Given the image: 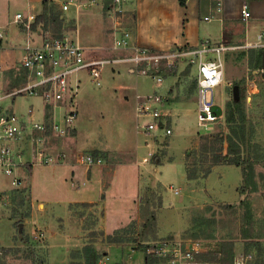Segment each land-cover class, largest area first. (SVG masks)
<instances>
[{
  "label": "rangeland",
  "instance_id": "rangeland-1",
  "mask_svg": "<svg viewBox=\"0 0 264 264\" xmlns=\"http://www.w3.org/2000/svg\"><path fill=\"white\" fill-rule=\"evenodd\" d=\"M53 6L54 12L62 14L58 5L53 3ZM21 11L27 12L21 10V6H10L7 19ZM83 11L79 14V34L88 56L115 58L128 55L113 50L106 53L107 50L102 47L114 42V35L106 40L110 43H102L91 22L83 19ZM107 12L114 32L111 12L110 15ZM68 14L72 19L75 17L73 9ZM126 14L123 23L130 28L133 18ZM68 20L65 21L66 25H72V21ZM62 24L63 21L52 22L46 31L59 34ZM4 26L5 35L0 39V63L5 71L0 78V88L12 91L24 81V73L18 70L22 48L11 42L7 44L5 40L10 35L14 37L26 30L21 23L15 25L11 22ZM16 28L18 31L14 34ZM260 49L233 47L226 51L223 56L224 82L213 94L214 101L222 108V119L207 128L198 121L196 93L189 96L185 94V88L196 78V67H191L188 76L184 75L189 68L187 60H177L175 76L165 78L168 73H162L165 79L161 83H157L152 75L131 73L129 66L132 65L133 70L136 68L128 62L107 64L102 72L101 87H97L85 71L80 72L76 127L65 137L53 136L49 140V153L56 161L52 159L51 165L37 166L33 171L29 170L30 167H23L24 176L19 187L12 186L9 177L2 175L0 178V264H112L111 256L104 254L101 243L97 245H101V249L85 244L80 248H71L68 253L60 246L51 250L49 233L51 230L59 233V223L53 228L50 222L44 223L37 216L40 202L48 205L54 199L67 206L76 201L75 197H79L77 191L87 186L86 179L79 181L72 177L71 167L79 153L101 155L106 159L107 170L111 171L113 178L111 191L105 190L103 193L111 202L124 198V209L126 211L129 208L131 215L130 222L113 233L106 235L105 230L102 231L96 225L98 228L90 236L98 237L102 243H106L108 237L112 243H115L112 240L116 237L124 238L121 244L131 247L126 253L127 256L130 254L129 261H134V252L144 256L137 247L141 242L151 246L162 240L183 238L204 241L209 245L208 252L219 251L223 244L232 243L234 258L252 254L249 264H264V165L254 166L252 179L245 178L240 168L225 164L212 168L211 179L208 181V176L205 177L206 184H203L204 181L195 182L205 178L190 180L188 177V170L200 167L198 159L203 144L208 140L210 144L218 146L215 143L216 136L227 132L224 113L227 103L233 100L235 85L238 83L240 91L247 96L252 81L260 83L262 90L264 71L253 68L250 55L254 53L248 54L250 50L257 52ZM171 86L172 91L169 93ZM153 93L164 97L166 111L173 113V119L170 121L168 118L167 122V127L172 130L171 135H167L164 128H159L149 136L138 132L137 126L148 120L137 118L136 96ZM208 97L211 98V93ZM176 98L179 102L174 103L172 100ZM258 102V99L255 103L254 99H249L248 110L250 107L255 108ZM31 104L41 105L39 100L23 96L4 101V106L17 115L26 114ZM254 119L257 124L251 143L253 156L258 144L264 147V112L255 113ZM217 153L216 150L210 151L205 168L213 164ZM73 181L77 183L75 187L71 186ZM176 190L180 194H176ZM56 192L59 196H54ZM97 199L100 203V196ZM71 208L74 214L83 212L86 215L89 212L76 206V203ZM55 210L58 216L61 215L62 211L58 207L55 206ZM147 212H154L156 216L153 229L145 231L146 235H153V238L141 235L144 214ZM33 213L35 216H32ZM96 215L98 219H103L104 211L99 209ZM92 225L95 224L92 222ZM123 228L126 231H120Z\"/></svg>",
  "mask_w": 264,
  "mask_h": 264
},
{
  "label": "built area",
  "instance_id": "built-area-1",
  "mask_svg": "<svg viewBox=\"0 0 264 264\" xmlns=\"http://www.w3.org/2000/svg\"><path fill=\"white\" fill-rule=\"evenodd\" d=\"M125 0H113L111 18L114 21L113 49L130 50L126 56L109 58L88 56L78 39L77 16L82 10L98 5V0H65L60 2L63 12L74 10L76 14L75 27L64 28L59 34L46 32L40 42L32 37L33 24L36 15L33 13H17L12 24H23L27 32V42L22 47L19 68L24 73L23 83L12 91L0 88V178L9 177L12 186L19 187L22 183L20 172L27 166L35 169L37 166H48L52 159L49 153L51 137H65L75 127L79 117L78 98L81 79L78 74L85 71L91 81L102 86V72L107 64L128 62L136 68L134 73L152 75L157 83L164 79L160 70L173 69L179 59H186L192 67H196L198 80L197 117L200 124L208 125L219 120L221 106L214 101V91L224 82L223 53L233 48L223 44L212 45L205 41L200 47L188 50L155 51L133 43L132 34L123 23ZM221 2L217 8H221ZM251 18L249 3L244 0L241 7V19L247 22ZM209 21V17L204 18ZM5 27H0V39L5 35ZM255 46L264 47V30L258 29ZM252 45V44H251ZM236 48V47H235ZM208 54L215 55L209 58ZM5 70L0 64V78ZM259 83L252 81V96ZM211 93V98L208 94ZM18 96L35 98L40 101V107L31 104L26 114L17 115L4 106L7 99ZM164 97L157 93L147 96L138 95L135 103L137 118L148 122L138 125V132L146 136L154 134L159 128H164L167 135L172 134L167 127L168 118L172 113L166 111ZM39 116V117H38ZM222 119V118H221ZM166 124V126H165ZM76 165L90 170L103 169L105 159L101 155L81 154L75 157ZM77 183L73 181L72 187ZM176 194H180L176 190ZM4 197V196H3ZM4 200L6 197L3 198ZM2 199L0 198V203ZM209 245L202 240L167 239L153 243L148 254L157 261L154 264H196V255L208 252ZM252 254L236 256L233 264H248Z\"/></svg>",
  "mask_w": 264,
  "mask_h": 264
},
{
  "label": "crops",
  "instance_id": "crops-1",
  "mask_svg": "<svg viewBox=\"0 0 264 264\" xmlns=\"http://www.w3.org/2000/svg\"><path fill=\"white\" fill-rule=\"evenodd\" d=\"M50 1L58 5L62 12V29L72 28L73 30L75 27L76 14L72 19L70 14H68L71 13V10L69 12H63L61 10V0ZM111 1L113 2V0H98V5L84 11L82 10L83 19L86 18L91 22V26L98 31L102 43L103 41L105 42L106 40L111 39L114 34L112 31V22L109 19V16L106 15V10H108V14L111 12L109 11L111 10L109 8L112 7ZM243 1L244 0H125L123 8L125 12L133 18L132 26L130 28L128 27L133 37V43L142 47H147L151 50L182 51L198 48L205 41H209L212 45L223 44L228 47L236 48H264L262 46L254 45L257 43L258 29L264 30V0H247L251 12V18L247 22H244L241 19V7ZM218 2H221L222 4L220 9L217 8ZM109 4L110 6H108ZM12 5L21 6V10L27 11L25 14L33 13L40 15L43 11V0H0V22L3 24L0 27H5L4 25L11 23L14 20L15 15L19 13L17 12L14 14L11 19L9 16L10 20L7 19V12ZM205 17H209L210 20L206 21L204 19ZM68 19L72 21V25H66L65 21L68 22ZM77 19L78 39L82 45L79 34V15L77 16ZM17 31L18 29L16 28L13 30V33L15 34ZM49 31L50 30L46 31L42 24H38L35 28L33 27L32 37L37 42H40L43 35L46 32L49 33ZM27 37V32L24 31L21 32V34L14 35V37L10 35L5 41L7 44H10L11 42V44L18 45L22 48L27 42ZM110 42L106 41L105 43ZM112 43L113 42H111L110 45H104L102 47L107 50L106 53H108L109 50H113L118 54L123 53V55L130 53V50L113 49ZM225 53L226 52L223 53V56ZM214 56L215 55L213 54H208L209 58H213ZM183 61H186V59H183ZM131 67L132 65L129 66V71L134 73L133 68ZM2 68L4 69L3 65ZM18 70L22 71L19 67ZM168 77L169 76H165V78ZM172 86L169 93L172 91ZM259 91L260 83L254 94ZM173 102L175 103L179 101L174 100ZM177 104L178 103L175 105ZM173 117L172 113V117L169 118V120L171 121ZM30 169L32 171L34 170L32 168H29V170ZM107 169V162L103 169L93 168L88 171L85 168L83 169V167L76 165L75 161L72 164V177L79 181H82L83 179L88 181V184L84 189L77 191V193L80 194L79 197H75L76 201H74L76 206L86 209L85 211L88 209V214L86 213V215H83V212H78L77 214L72 213L70 209H72L71 207L74 205L73 202L65 206V204L53 199V202L48 205L43 202L38 204L40 213H38L37 216L39 220L44 221V223L50 222L53 228H56V224L59 223V233L52 230L49 233L51 241L49 247L50 249L52 247L51 250H53L55 247L60 246L63 251L68 250V253L71 248H80L85 244L93 245L97 249H101L102 245V248L104 246V254H109L111 256L112 264H145L144 256L140 253L137 254L136 252L132 255L134 261H129L128 256L130 254L128 256L127 254L129 253L128 250L131 248L130 246L121 243H112L111 238L109 237L106 238V243H102V241L99 242L98 237L93 235V237L90 236V233L95 231L98 227L101 228L102 231L105 230L106 235H109L113 233L115 229L126 225L131 220V215L128 212L129 208L126 211L124 209V205L126 204V202H123L124 198L111 202L107 199L106 194L103 193L105 190L111 191L112 189L113 177L111 171ZM20 174L23 177L24 170H22ZM208 177L207 179L209 181L211 175L209 178ZM207 179H200L195 182L204 181L203 184H206ZM58 194L59 193L56 192L54 193V196H57ZM98 196H100V203H98ZM95 203H98V205ZM116 203L118 206H116ZM57 204L59 206H57ZM55 206L62 211L61 215H57L58 211L55 210ZM99 209L104 211L103 219H98V217H96ZM32 216H35V214L33 213ZM87 220L89 221V225L85 223ZM92 222L95 224L94 226L92 225ZM96 225H98V227H95ZM61 227L64 228L61 229ZM106 235L105 237H107ZM99 243H101V245L97 246ZM207 264L217 263L207 262Z\"/></svg>",
  "mask_w": 264,
  "mask_h": 264
},
{
  "label": "trees",
  "instance_id": "trees-1",
  "mask_svg": "<svg viewBox=\"0 0 264 264\" xmlns=\"http://www.w3.org/2000/svg\"><path fill=\"white\" fill-rule=\"evenodd\" d=\"M60 21H62L61 14H59V12L58 14L57 12H54L53 3L50 0H43V11L40 15L37 16L33 27L35 28L38 24H42L45 29H47L46 27L50 23H58ZM251 53L254 54L251 56ZM248 54L250 55V61H252V63L254 64L253 68L263 70L264 48H261L257 52L250 50L248 51ZM188 67L189 68H187L184 73V75L187 76L191 70L192 65L188 64ZM166 72L168 74H165ZM160 73H164L167 76H175L177 74V68H162L160 70ZM235 86L238 87L237 97L235 96V91L233 90V100L227 103L224 113V125L227 128V132H221L216 136L215 143H217L218 146L210 144L208 140L207 143L203 144L201 155L198 159V162L200 163L199 169L196 168L192 171L188 170V177L190 180L205 178L211 174L212 168L215 165L222 164L236 166L241 169L245 178L248 177L249 179H252L255 171L254 166L257 164L264 165V147L261 144H258V146H256L255 156H253L251 152V143H253V136L255 134V128L257 124V120L255 121L254 116L257 112H264V85L262 86V90L259 94L256 93L252 96L243 94V92L240 91L238 83ZM197 90L198 80L196 76L194 82L188 84L187 88H185V94H187L188 96L193 95L194 93H197ZM249 99H254V103L257 99L260 100V102L256 104L255 108L250 107V109L248 110L247 102ZM174 100L179 101L177 98L173 99L172 101ZM212 150H216L218 152L215 156V161L213 162V164H209V166L205 168V165H207L209 160V153ZM148 213L149 212H147V214H144L145 220L142 224V236L145 234V231L149 230L150 228L153 229L154 223L156 222V216L154 215V212H150L149 214ZM120 231L123 232L126 231V229L123 228ZM120 231L117 232L119 233ZM145 237L153 238L154 236L145 234ZM123 239L124 238L118 239L116 237L112 241L115 243H121L122 241H124ZM232 245V243H225L219 249V251H210L207 253L197 254L196 264H207V262L233 264L234 250ZM137 247L138 250L143 252L144 254L145 264H154L157 261L153 256L148 254L150 245L143 244V242H141V244H139V246ZM78 263L81 262L78 261ZM71 264H76V262H71Z\"/></svg>",
  "mask_w": 264,
  "mask_h": 264
},
{
  "label": "water",
  "instance_id": "water-1",
  "mask_svg": "<svg viewBox=\"0 0 264 264\" xmlns=\"http://www.w3.org/2000/svg\"><path fill=\"white\" fill-rule=\"evenodd\" d=\"M263 71H264V55H263ZM234 91H235V96L237 97V94H238V87L237 86L234 87ZM217 114L221 115L222 110L218 109Z\"/></svg>",
  "mask_w": 264,
  "mask_h": 264
}]
</instances>
